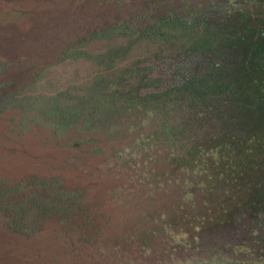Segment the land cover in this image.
Here are the masks:
<instances>
[{
  "label": "rangeland",
  "instance_id": "obj_1",
  "mask_svg": "<svg viewBox=\"0 0 264 264\" xmlns=\"http://www.w3.org/2000/svg\"><path fill=\"white\" fill-rule=\"evenodd\" d=\"M105 1L10 2L0 16V31L23 26L17 55L0 46V164L23 154L40 159L44 172L26 163L24 171L0 174V264H264V216L243 206L244 183L228 175L230 160L244 158L242 146L232 151L226 142L225 156L217 148L205 153L208 137L232 124L212 110L157 112L129 96L143 69L154 80L144 96L180 85L210 61L193 46L228 40L233 12L261 19L264 6L151 0L144 9L134 0L131 16ZM16 61L32 69L16 73ZM121 94L128 97L113 105ZM183 117L192 119L185 128ZM234 127L241 142L249 140L246 127ZM247 210L253 231L231 250L197 248Z\"/></svg>",
  "mask_w": 264,
  "mask_h": 264
},
{
  "label": "trees",
  "instance_id": "obj_2",
  "mask_svg": "<svg viewBox=\"0 0 264 264\" xmlns=\"http://www.w3.org/2000/svg\"><path fill=\"white\" fill-rule=\"evenodd\" d=\"M254 3L264 6V0H254ZM226 22L227 31H225L229 34L228 40L218 42L214 46H211L210 41L199 42L197 46H193L192 50L195 53L203 55L207 52L210 61L198 65L195 72L185 75L180 85L168 91L144 96L141 94L143 88L148 87L147 82L154 80L147 77V69H143L141 77L134 78L137 81L129 96L132 95L137 106L144 108L154 106L157 112H164L166 106L173 110L169 105L177 107L185 105L195 109L193 115L196 111L205 115L212 110L224 124L230 123L232 128L237 125L236 128L239 129L246 127L249 136L246 142H241L240 140L243 139L234 134L231 128L229 132H223L220 136L210 135L206 140L205 153H211L217 148L225 156L226 142L230 143L232 151L236 145L242 146L240 151L244 158L234 163L230 160L233 167H230L228 175L232 173L231 175H235L238 181H243L245 189L243 206L262 217L264 216V17L252 18L249 10L241 9L233 12L230 21ZM160 28L167 29L166 26ZM219 29V27L215 28L214 31L219 32ZM167 30L172 33L170 24ZM122 96L127 95L121 94L114 98L113 105ZM125 109L126 106L120 107V113ZM190 122H192L191 118L183 117V128L191 124ZM251 146L255 148V152L249 151Z\"/></svg>",
  "mask_w": 264,
  "mask_h": 264
},
{
  "label": "bare ground",
  "instance_id": "obj_3",
  "mask_svg": "<svg viewBox=\"0 0 264 264\" xmlns=\"http://www.w3.org/2000/svg\"><path fill=\"white\" fill-rule=\"evenodd\" d=\"M10 2L12 4H15V5H20V4H23L25 2V4L29 8H33L34 4H35V0H0V16H2V14L5 12L4 9H6L8 7ZM93 2H95L96 4L104 3L106 5H109V2H106L105 0H93ZM114 2H112V6H113ZM140 3L142 5V8H144V9H148L149 5L151 6V0H140ZM114 7L116 8V12L121 11V13L124 12L127 14H131V16H135V14L138 13L137 12L138 11L137 6H136V3L134 0H116V5H114ZM55 11H56V15L58 16L57 19H59L60 15H58V9H56ZM65 14H67V13H65ZM62 15H63V13H62ZM68 15H70L69 12L67 14V17H68ZM71 16H69V17H71V19H73V12H72ZM56 22H58V21H56ZM34 23H35V21L32 20L30 22H27L26 24L31 29L34 26L33 25ZM4 27H6V28H4L0 31V46H3V49L5 47L4 51H7V54H10L13 52V53H15V55H17L19 53L18 50L22 48V36H23L22 27L23 26L21 24L19 25L18 22H16V23H13L12 26H4ZM32 30L33 31L31 32V37L35 38L37 36V32H35L36 30H34V29H32ZM83 34L85 35V33H83ZM34 45H36V42L34 43ZM15 60H18V58H16ZM18 62L19 61H16L13 65L10 66L11 70H14L16 73H17V71L22 73L21 72L22 70L23 71H27V70L29 71L32 69V68H30L31 63L29 61L27 63L29 66L27 64H24V66H20L18 64ZM34 67H35V65H34ZM21 68H22V70H21ZM34 71H36L38 73L40 70L34 69ZM39 162H40V159L37 160L34 158L28 159V161H26L25 159H23V154H20L19 157L16 158L11 163L10 162L7 163L6 161H3L0 164V174L1 175L8 174L9 171H11L13 169H18V170L21 169L22 171H24L25 169L23 168V166H25V164L28 163L27 165H29V167L31 168V172H35L36 174L41 175L44 172H43L42 168L39 166ZM19 173H21V172H19ZM21 176H19V177H21ZM248 213H249V210L243 211L242 213L238 214L239 216L236 217V219L234 220L235 222L233 224H231L225 228H223V227L218 228L217 230L209 233L207 235V238H205V240L197 248H200L202 251H207V252L208 251H215V249H218V248L226 249L227 247L228 248L226 249V251L231 250V248L236 245V241L238 238L245 239V236L253 231L252 228H249L251 226V223H252L250 221V219H248L249 215H245ZM14 234H15V236L17 235L16 233H14Z\"/></svg>",
  "mask_w": 264,
  "mask_h": 264
}]
</instances>
